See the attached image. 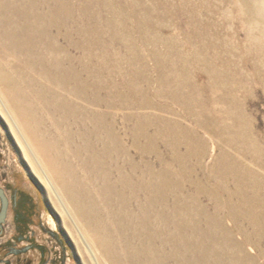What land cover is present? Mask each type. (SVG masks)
Wrapping results in <instances>:
<instances>
[{
	"label": "rangeland",
	"instance_id": "374dc122",
	"mask_svg": "<svg viewBox=\"0 0 264 264\" xmlns=\"http://www.w3.org/2000/svg\"><path fill=\"white\" fill-rule=\"evenodd\" d=\"M60 1L68 8L67 15L57 19L62 24V36H58L57 29L50 31L57 41L53 44L59 49L52 52L48 41L35 42L34 57L39 54L51 62V57L74 58L66 66L82 71L83 82L90 87L86 104L74 93L70 95L52 86L27 64L29 52L22 57L10 49L2 36L5 31H13V27L3 28L0 22V188L9 200L6 222L0 226V235L4 236L0 244L25 250L32 243L36 249L21 258L36 264H95L85 251L80 232H86L80 220L66 199L63 205L57 197L56 205H52L44 187L29 170L27 158L10 129L16 117L10 106L15 104L18 118H26L38 130L37 136L41 138L42 132H47L43 136L49 141L58 138L55 141L59 146L52 148V153L39 154L34 150L38 160L27 144L30 139L26 138V142L22 138V142L35 165L49 174L57 188L65 182L83 198L99 200L107 224L113 225L114 219L107 216L110 208L99 190L106 184L91 169L82 167L81 159L72 153L71 142L81 139L78 128L63 124L64 114L57 108L61 99L88 106L92 89H99L104 101L118 108L112 116L119 136L130 137L148 150L149 154L134 151L140 168L136 175L147 169L142 161L145 155L151 164L147 178L150 184L157 183L162 173L173 184L178 176L182 178V185L172 189V196L168 195L169 214L175 206L174 195H178L187 198L192 207L204 206L218 215L221 207L196 189L195 185L200 184L206 191L223 197L224 204L242 210H246L242 205L244 196L246 199L260 195L262 204L255 213L264 224V21L250 12L264 7V1L252 0L251 6L241 0H107V7L99 3L102 0ZM41 8L44 9L43 4ZM2 73L9 78L8 85ZM174 91L185 98L184 103L174 100ZM67 127L74 131L70 142L66 138ZM235 133L248 141L227 145ZM17 135L21 138L19 132ZM225 153L234 159L238 169L221 175L223 170H232ZM56 156L74 167L72 180L53 172L55 164L50 160ZM117 178L113 172L106 182L111 188L123 189L115 183ZM236 194L240 196L234 200L227 197ZM1 204L0 200V209ZM111 205L114 207V202ZM220 215L226 218L227 213L223 210ZM130 222L133 231L138 217ZM228 222L232 228L234 222ZM238 223L242 234H248L252 242L247 250L252 261L247 264H264V238L259 237L258 228L248 220ZM168 228L174 231L172 225ZM234 235L237 241L243 239L237 232ZM95 254L100 264H109L99 253ZM6 256L0 252L1 260L17 264L10 252Z\"/></svg>",
	"mask_w": 264,
	"mask_h": 264
},
{
	"label": "bare ground",
	"instance_id": "6f19581e",
	"mask_svg": "<svg viewBox=\"0 0 264 264\" xmlns=\"http://www.w3.org/2000/svg\"><path fill=\"white\" fill-rule=\"evenodd\" d=\"M241 1L247 5L253 3L252 0ZM55 3L59 6H56ZM99 3L103 7H107V0H102ZM41 4H43L44 9L41 8ZM66 12H68V8L60 0H0L1 26L3 28L13 27V31H5L2 37L7 42L8 47L17 52L18 55L26 57L24 53L29 52L27 59H24L26 63L31 64L37 72L45 76L52 86H56L62 91L70 93V95L74 93L78 100L85 102L90 93V87L88 83L83 82L82 71L78 72L72 67L67 68L66 66L67 63L74 61V58L67 57L66 60H61L59 57H51V62L39 54L38 57H34L33 44L35 42L40 44L48 41L52 52L59 49L57 45L53 44L57 41L50 31L52 28L57 29L58 36H62V24L58 23L57 19L65 17ZM250 12L264 21V7L259 10L258 7H255ZM157 58L155 57L156 60ZM1 75L8 85L9 78L7 75L5 73ZM10 80L11 83H14L12 79ZM31 84L34 88V83ZM91 93L92 100L90 104H87L88 106H85L86 102L85 104L77 102V105H73L66 99H61L58 101L57 108L64 114L62 123L69 127L73 124L77 125L78 136L85 143L83 146L79 138L76 140L79 142L78 144L76 141H72L74 131L67 127L66 138L69 142L72 141L71 144L74 146L72 153L76 158L81 159L82 167L91 169L106 184L103 189L100 187L99 190L106 206L110 208L107 216L114 219L113 225L107 224L102 212L104 208L98 204L99 200L97 201L93 197L83 198L81 196L83 194H79L69 184L66 186L65 182L60 184V189L57 188L49 174L35 165L30 156L31 153L22 142V138L25 141L26 138L30 139L32 144L26 142L35 160H38L34 150L39 154L47 151L52 153V148L59 146L58 142L55 141L58 138L54 137L52 141H49V138L43 136L48 134L47 132L45 134L42 132L41 138L37 136L38 130L35 131L33 126L28 124L26 118H18V111L14 108L15 104L10 108L11 110L13 108V112L19 120L15 117L13 119L15 124L10 126V129L27 158L29 170L44 187L52 205H56L57 197L63 205L65 203L63 201L66 199L74 215L80 220L86 232V234L80 232L86 248L85 251L92 256L95 264H100L96 252L109 264H247L251 262L252 257L248 255L247 250L252 247V242H250L248 234H242L241 228H238V222L241 219L248 220L252 227L258 228L259 237L264 238V224L261 221V216L255 213L256 208L262 204L260 195L256 194L254 197L246 199L244 196L242 205L245 204L246 210H242L232 204H224L223 197L215 192L206 191L204 187L199 186L200 184H196L197 190L199 188L200 192H205L214 204L221 207V211H226V218L225 216L222 217L223 215L219 216L221 211L218 215H214L209 212L207 207H192L187 198L178 195H174L175 206L169 214L170 198L168 195L172 196V189L182 185V178L178 176L176 183L173 184L166 174L162 173L157 183L150 184L147 178L150 175L151 164L145 155L142 157V161L147 169L145 172L141 170L136 175L140 168L133 156L134 151L136 150L139 154H149L148 150L136 144L135 140L132 141L130 137L124 139L120 137L117 122L112 116L118 108L112 102H105L99 89H92ZM173 94L175 101L184 103L185 98H180L179 94H175V91ZM47 103L54 108L51 101H47ZM198 106L200 107L201 104L199 103ZM22 109L28 114L24 105ZM201 122L209 124L208 120ZM18 132L21 138L16 136ZM239 134H231L232 139L226 141V144L232 146L236 141H248L245 136L242 134L239 136ZM217 135L219 136L218 133ZM38 138L43 141H39ZM228 138L231 137L228 136ZM225 154L232 170H223L221 175L226 172L234 173L238 169L234 159L227 153ZM53 159L50 160L53 165L55 164L53 172L62 175L64 178L67 175L72 180L74 167L71 164L61 162L57 156L56 159ZM219 160L220 154L217 162ZM113 172L118 174L115 183H120L123 189L114 186L111 188L107 184L106 178L109 179ZM224 191L230 192V190ZM235 196L240 195H228L227 197L229 200H234ZM111 202H114V207H112ZM134 217H138V222L132 231L130 219H134ZM228 220L234 222L232 228L227 226ZM115 222L116 226L114 225ZM169 225L174 227V231L169 230ZM234 232L239 233L243 239L237 241ZM72 233L75 235L76 232L72 230ZM74 237L78 239L77 235ZM87 238L95 249L91 247ZM166 248L170 249H168L169 253H167ZM191 255L194 257L190 258Z\"/></svg>",
	"mask_w": 264,
	"mask_h": 264
},
{
	"label": "flooded vegetation",
	"instance_id": "af4514ba",
	"mask_svg": "<svg viewBox=\"0 0 264 264\" xmlns=\"http://www.w3.org/2000/svg\"><path fill=\"white\" fill-rule=\"evenodd\" d=\"M0 211H1V209H0ZM2 237H4L3 234L0 235V238H2ZM12 242H14V241H12ZM35 249L36 248H34L32 243H29L28 246H27V249H25V250L17 248V247L14 248L13 245H11V247H8V246L4 247L3 244H0V252L1 253L4 252L5 255L7 254V256H8V252H10L11 256H15L16 257V259H17L16 263L17 264H36L35 262H32L30 259L26 260V259H22L21 258L22 255L24 256L28 252H32ZM24 251H26V252L24 253ZM4 262H6V264H13L12 262H10V261H8L6 259H2V260L0 259V264H3ZM37 264H40V263H37Z\"/></svg>",
	"mask_w": 264,
	"mask_h": 264
},
{
	"label": "water",
	"instance_id": "95a60500",
	"mask_svg": "<svg viewBox=\"0 0 264 264\" xmlns=\"http://www.w3.org/2000/svg\"><path fill=\"white\" fill-rule=\"evenodd\" d=\"M0 200H1V211H0V226L6 222L8 210H9V200L6 196V192L0 188Z\"/></svg>",
	"mask_w": 264,
	"mask_h": 264
}]
</instances>
